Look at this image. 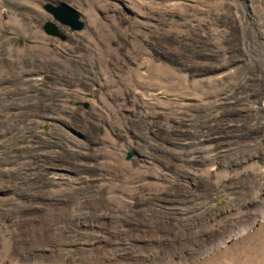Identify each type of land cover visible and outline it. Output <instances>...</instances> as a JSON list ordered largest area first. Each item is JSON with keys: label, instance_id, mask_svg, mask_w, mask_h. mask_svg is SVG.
Instances as JSON below:
<instances>
[{"label": "rangeland", "instance_id": "obj_1", "mask_svg": "<svg viewBox=\"0 0 264 264\" xmlns=\"http://www.w3.org/2000/svg\"><path fill=\"white\" fill-rule=\"evenodd\" d=\"M100 230L135 264L219 235L264 262V0H0V258L122 264Z\"/></svg>", "mask_w": 264, "mask_h": 264}, {"label": "bare ground", "instance_id": "obj_2", "mask_svg": "<svg viewBox=\"0 0 264 264\" xmlns=\"http://www.w3.org/2000/svg\"><path fill=\"white\" fill-rule=\"evenodd\" d=\"M244 131L245 130L243 128L242 121L238 118L230 117V118H226L224 120V123L216 129V132L214 133L215 136L212 138L221 139L224 137V138L240 139L244 135ZM98 233L101 235L103 241H105L104 244L101 246V249H103L101 250L102 253L106 252L107 250L109 251L111 248L112 251L111 250L110 251L111 253L113 252L114 254L115 263L135 264L132 262V258H131L132 255L127 252L126 248H124L126 246L123 247V244L116 243L118 239L113 238L112 235L106 230H100ZM158 237L160 239L163 237V235ZM219 237L217 236L216 238H214L213 241L202 240L201 245L197 247V250L192 259L193 261H191L192 262L191 264H221V261L225 257H229L230 255L232 258L230 259L232 261V264H254V262H256L252 257L251 251L241 250L240 252L234 253L233 250L230 249L221 250L219 248V245L221 244L220 239L223 238L222 239L223 242L222 241L221 242L227 245V243L232 241L230 240L232 238H228L226 240V238L224 239L223 235H219ZM159 251L161 253V257L159 259L152 260L145 264H189V260L183 261L177 259L176 250L175 251L163 250V252H161L162 250ZM258 258L260 257L258 256ZM258 263L264 264L263 260L257 262V264ZM0 264H10V263L5 258H0ZM96 264H108V262L106 263L103 262L101 259H99Z\"/></svg>", "mask_w": 264, "mask_h": 264}, {"label": "water", "instance_id": "obj_3", "mask_svg": "<svg viewBox=\"0 0 264 264\" xmlns=\"http://www.w3.org/2000/svg\"><path fill=\"white\" fill-rule=\"evenodd\" d=\"M45 9L53 16L60 24L68 26L72 32L81 31L84 29V22L81 21V15L74 9L66 5L54 6L47 4ZM46 32L51 35H57V29L54 24L47 23Z\"/></svg>", "mask_w": 264, "mask_h": 264}]
</instances>
